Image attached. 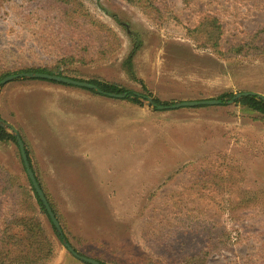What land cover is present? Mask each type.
<instances>
[{
	"label": "rangeland",
	"instance_id": "1",
	"mask_svg": "<svg viewBox=\"0 0 264 264\" xmlns=\"http://www.w3.org/2000/svg\"><path fill=\"white\" fill-rule=\"evenodd\" d=\"M29 1L0 0V77L49 67L69 45L60 24L43 21ZM82 1L121 48L105 61L74 66L77 79L99 78L168 104L213 100L225 92L264 97V55L222 58L197 49L189 33L208 15L223 29L222 51L251 39L264 46V0H153L159 19L122 0ZM87 102L100 148L95 174L77 173L70 159L65 171L71 173L54 175L46 160L35 158L31 125L47 123L45 114L52 112L62 132L69 110ZM262 118L234 104L158 111L145 99L132 103L46 80L17 79L0 88V119L18 130L66 243L100 264H180L198 253L207 235L223 230L236 244L207 264H264ZM37 134L50 137L41 127ZM21 160L14 142H0V166L28 185ZM206 170L216 179L208 174L202 184L206 178L199 175ZM13 197H0V225L16 212ZM224 202L232 206L227 213L216 206ZM198 207L204 213H190ZM37 217L53 244V257L42 264H87L56 239L43 213Z\"/></svg>",
	"mask_w": 264,
	"mask_h": 264
},
{
	"label": "trees",
	"instance_id": "2",
	"mask_svg": "<svg viewBox=\"0 0 264 264\" xmlns=\"http://www.w3.org/2000/svg\"><path fill=\"white\" fill-rule=\"evenodd\" d=\"M122 1L140 10L151 19H155L156 15V19H159L160 15H162L160 10L156 8L157 6L153 0ZM27 3L35 4L33 10L42 12L44 16L43 21H53L60 24V28L66 32L69 45L64 48V51L59 56L58 60H56L51 66L26 68L16 72L4 73L0 77V80L6 76L15 74L40 73L82 81L77 79V72L74 66L77 64L89 65L105 61L109 57L115 55L121 48V43L117 35L109 27L94 17L82 0H30ZM189 33L191 40H193L197 49L209 50L213 54L222 58H245L264 55V46L256 45L257 43L252 39L249 40V42L237 44L222 51L220 40L224 34L223 29L219 24V21L212 16H204L192 30H189ZM257 33L258 35L261 34V32ZM129 62L130 59L126 62L127 65H129ZM85 82L95 86L97 89V91H88L101 96L107 97L108 94H126V97L122 100H127L132 103H140L141 99H146V96L142 94L126 90L99 78ZM233 96V93L225 92L220 94L216 100L221 102L220 105H224L225 101L231 100ZM149 98L151 97L149 96ZM151 99L155 107H169L174 104L164 103L156 98ZM234 105L243 107L245 110L252 113H258L262 115V119H264V102L257 97H243L235 101ZM154 109L157 110L156 108ZM167 110L169 109H165L164 111ZM7 141L14 142L17 146L15 139L0 127V142ZM27 159L30 165L31 163L28 156ZM30 168L32 170L31 165ZM208 174L210 180L211 177L216 179L215 174H213V172L210 173L209 170H206L204 176L203 173H201L199 178L204 179ZM206 181L207 178L206 180H200L202 184L206 183ZM217 181L219 182V178ZM216 183L213 184V187L219 188ZM12 193H14L13 198L16 199L15 206L17 209L15 214L11 215L9 220L0 225V264L46 263L53 257V244L50 236L45 232L41 222L38 220V213H43L47 217L48 222L52 226L53 233L59 242L63 243L66 237L62 231L61 233H58L55 230L29 179L28 185H25L18 177L10 174L0 166V197L10 196ZM45 197L48 201L46 195ZM243 203L249 204L250 201H244ZM230 204L231 203L224 202L223 206H216L220 211L227 213L229 207H232ZM239 206L243 207L241 203ZM50 207L58 222H60L52 205H50ZM250 207L252 209L253 206ZM192 212H198L197 214L204 213L203 209H200V207L192 209L190 213ZM205 217L208 216L205 215L199 220L196 218L197 220L195 221L201 222ZM193 221L194 220H191L190 222L192 223ZM235 244L236 243L233 242L230 233L225 230L220 234L207 235L204 244L198 253L188 255V257L183 259L180 264H207V261L213 254L221 251H230Z\"/></svg>",
	"mask_w": 264,
	"mask_h": 264
},
{
	"label": "crops",
	"instance_id": "3",
	"mask_svg": "<svg viewBox=\"0 0 264 264\" xmlns=\"http://www.w3.org/2000/svg\"><path fill=\"white\" fill-rule=\"evenodd\" d=\"M90 111V105L88 102L87 104H77L75 110H69L67 113L68 118L66 127L62 132H60L59 127L53 124V120L50 119L53 115L52 112L51 114H45L48 118L47 123L43 122V120H41L40 123H32V133L36 137V149L34 152L37 154L35 155V158L38 160H46L48 166L51 169L53 167L51 170L52 174L58 176L64 175L67 172L65 169L72 167L69 162L70 159L75 160L73 166L76 165V167L79 168L77 173L83 176L85 175L87 178L88 175L95 174V167L97 166L98 159L97 152H99L98 149L100 148H97L95 141V114ZM29 116L30 114H27L26 117ZM39 127H41L46 134L50 135V137L45 138L39 136L37 134V129ZM103 153L106 154L105 151H103ZM104 157L103 159H105ZM77 161H79V163ZM58 167H63V170H59ZM105 172L106 170L104 169H102L101 172L99 171L101 174H105ZM70 173V171L67 172V174Z\"/></svg>",
	"mask_w": 264,
	"mask_h": 264
},
{
	"label": "water",
	"instance_id": "4",
	"mask_svg": "<svg viewBox=\"0 0 264 264\" xmlns=\"http://www.w3.org/2000/svg\"><path fill=\"white\" fill-rule=\"evenodd\" d=\"M17 79L46 80V81H50V82H54V83H58V84H64L67 86L97 91L95 86H93L87 82H80V81L65 78L62 76L40 74V73H21V74L6 76L2 80H0V88L4 85L8 84V83H11V82L17 80ZM98 93H100V92H98ZM248 96L257 97L258 99H260L261 101L264 102V97L261 96L260 94L252 93V92H242V93L234 94L233 98L229 101L226 100L224 104L225 105H231V104H234L235 101H237L243 97H248ZM107 97L113 98V99H124L126 97V94H120V95L108 94ZM145 100L147 101V106L152 107V108H156L158 111H164L165 109L177 110L180 108H195V107H200V106H219L221 104V102L219 100L213 99V100L180 102V103H175L169 107H163V106L155 107L152 103L151 98L146 97ZM0 127H2L7 133H9L15 139L17 146L19 148V151H20V156H21L26 174L28 176V179L31 182L32 187L34 188L36 194L38 195L39 200L42 202V204H43V206H44L55 230L58 233H61V228H60L59 222H58L57 218L55 217L50 205L48 204V201H47L43 191L41 190V188H40V186H39V184L35 178L33 171L30 168V165H29V162L27 159V155L25 152V147H24V144H23L21 138L19 137L18 131L12 125H10L8 123H4L1 119H0ZM62 244L65 246L67 251L70 254H72L75 258H77V259H79V260H81L87 264H100L96 260L84 258V257L80 256L79 254H77L74 251V249L69 244L66 243V241H63Z\"/></svg>",
	"mask_w": 264,
	"mask_h": 264
}]
</instances>
